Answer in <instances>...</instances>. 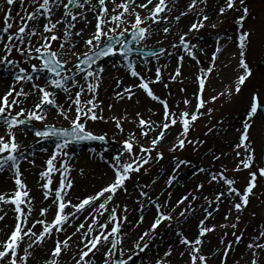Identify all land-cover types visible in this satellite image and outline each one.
<instances>
[{
    "label": "snow or ice",
    "instance_id": "1",
    "mask_svg": "<svg viewBox=\"0 0 264 264\" xmlns=\"http://www.w3.org/2000/svg\"><path fill=\"white\" fill-rule=\"evenodd\" d=\"M176 2L177 0H156L155 3L154 0H2L0 3V12L3 13V19L0 21V66L7 65L13 71L12 82L0 95V129L4 131V135H0V172H11L16 188L11 195L0 193V212H3L4 205L13 204L16 223L7 238L0 239V264H30V258L33 257L35 250L45 245L47 240L53 241V247L45 254L47 258L43 260V264H61L62 253L67 254L70 251L74 264H101V261L96 259L97 253H102V264H129L132 260L136 253L133 252V255L125 258V249L122 247L126 235L122 228L123 223L127 221V216L118 215L117 209L120 206L112 205L113 198L118 190L125 188V182L130 179L133 172H139L152 160L158 161L164 158V153L159 150L158 146L165 138L166 130L171 126L179 122L182 131L177 135L169 151L176 152L184 149L186 144L196 143L189 139V129L192 122L203 114L200 109L205 108L209 102L204 98L205 85L209 75L214 71L217 56L222 48L218 44L212 54L210 66L199 70L198 89L194 94L197 101L195 110L192 112L185 110L179 115L170 111L167 99L156 95L150 87V84L162 80L161 70L156 69L154 79L145 78L137 71L136 63L129 57L132 48L126 41L124 43L121 41L129 32L133 41L137 43L144 41L151 37L153 26L160 22L165 24L163 33L166 38L173 27L169 21L178 23L181 17L198 10L201 4L207 3V0H190L185 11L171 16L169 13L175 7ZM109 4L112 5L111 8ZM238 4L239 8H237V0H224L218 11L221 16L228 10L241 12L236 20V24L241 29L236 37L238 50L236 55L239 56L237 68L240 71L234 81V89L232 86H227L223 92L210 97L212 102L220 96L230 98L234 93L239 94L242 86L252 76V69L246 57L254 30L247 29L244 25L249 16L246 0H238ZM14 5H18L22 12L14 14ZM144 9L147 12L142 15L141 10ZM57 12L60 13L58 17ZM89 12L93 13V19L97 22L94 31L84 38V29H75L76 24L81 20L90 23L87 17ZM17 15H19V20L16 19ZM208 20L209 16L202 9L196 11V19L189 25L188 31L181 32L178 41L171 47L181 50L199 63L196 51H194L199 46L190 41L188 37L193 32L198 33L204 28ZM59 25H63V29H60ZM211 26L215 28L216 24ZM74 36L83 40L85 51H76L77 42L73 39ZM57 41H59L58 44H56ZM14 53L16 55H13ZM150 54L157 55L155 52H150ZM184 54L178 55L179 66L174 74H170L171 80H176L182 75L180 67L185 59ZM71 57H75V60L73 61ZM105 57L122 58L126 62L125 66L131 77L139 80L138 84L126 86L117 91L116 97L131 99L134 95L133 87L142 89L148 97L163 106V119L159 122L150 118L146 120L140 113H137L139 135L132 132L120 141H116L115 136L112 137L113 142L121 145L108 161L113 169L114 179L95 193L78 198V202L73 203L67 198L74 183L70 178L72 165L66 159L70 155L67 149L73 143L106 142L108 139L107 133L96 134L87 127L89 120L105 119L102 115H98L97 109L102 113L103 108L100 107L102 101L98 100L96 94L104 68L94 67L98 60ZM120 83L122 81L117 82V88ZM165 87L168 85L165 84ZM261 91L264 90L253 91L245 112L246 118L242 120V126L237 130L240 132L238 142L234 145L235 155L240 159L233 170L236 172L249 170L247 185L243 191L235 187L237 181L225 175L226 169L224 172L210 174L209 182H222L226 185V191L216 193L211 199L207 196L203 197L212 210L210 211L209 207L203 209L205 215L197 224L198 234L194 238L189 239L182 232L176 233L179 243L184 246V251L180 255L183 257L187 254L188 256L187 264H207V256L202 251L203 237L214 231L217 225H208L205 221L219 210L222 198L232 200L231 208L239 213L248 205L249 196L253 194L258 176L264 177V163L256 166V152L252 147L253 141L250 139L249 131L258 111L264 112ZM61 93L64 95L63 102L58 101V95ZM32 96L36 97V101L31 109L20 107ZM183 103L188 105L191 101L185 98ZM51 109H55L57 117L67 120L69 126L56 127L55 124H44L43 129H35L32 122H44ZM212 111L211 108L207 109L209 115ZM125 119H127L126 116L112 117L121 134L124 133L121 121ZM21 127L25 135H27V130L32 129L34 135L40 140L55 139L56 141L55 151L50 154L45 170L40 173L41 180L45 181L41 184V188L44 189V199L47 200L49 196L53 199L48 207L40 209V218L34 219L31 224H29V218L32 215L34 198L29 196L27 184L21 179L20 160L27 159L20 151L22 145L17 139V130ZM152 132L156 134L150 137ZM140 137L148 139V144L140 143ZM135 148H138V151ZM153 152L156 153L155 156L152 155ZM126 153L127 159H122ZM58 157H61L59 168L54 163L57 162ZM101 159H105L102 153ZM214 159H219V156H215ZM174 160L176 169L191 163L176 157ZM32 163L34 164L35 161ZM199 171L205 172L206 170L201 168ZM55 172L60 173V178L58 186L53 188L52 174ZM175 180L176 175L173 173L166 183L172 186ZM203 188V184H198L194 191ZM140 195L147 198L149 203L154 204L156 216L149 229L145 230L134 244V249L139 252L149 247V243L145 242V237L149 241L153 239L157 234V227L164 221H172L174 219L172 213L180 205H185V207L179 211L178 215L186 217L194 211L193 202L199 198L193 192L186 193L168 210L167 202L161 204L158 199L154 201L149 193L143 190ZM236 197L239 199H235ZM53 207L55 208L53 218L48 220L47 214ZM69 207L71 211H66ZM124 211H127L126 206ZM230 211L231 209L225 214V220H228ZM4 215L7 213L4 212ZM4 215H0V220L4 219ZM81 216L84 217L82 220H80ZM143 219L141 216L139 222L142 223ZM239 219L237 215L236 221L238 222ZM77 220H80L78 224L75 223ZM37 225L40 227L37 228ZM73 226L74 231L65 234L61 239L59 234L66 233V227ZM227 226V224L220 225V227ZM231 227L235 229L237 224L233 223ZM224 235L227 236V233ZM232 235L235 241L225 243L224 239H221V245H223L221 264H226L233 244H238L241 240V236L236 235L235 232ZM73 237L77 239L73 240ZM262 240H264V230L259 232L254 242L247 245L248 249L252 250L251 264H258V250L264 249V242H260ZM168 255H171V249L165 253V256ZM156 264H170V262L161 258L156 261Z\"/></svg>",
    "mask_w": 264,
    "mask_h": 264
},
{
    "label": "rangeland",
    "instance_id": "2",
    "mask_svg": "<svg viewBox=\"0 0 264 264\" xmlns=\"http://www.w3.org/2000/svg\"><path fill=\"white\" fill-rule=\"evenodd\" d=\"M179 2L180 5H182V9L185 10L190 0H180ZM0 3H2V0H0ZM223 3L224 0H207L206 4H201L204 6L202 10L205 14L209 16V20L205 22L204 28L200 29L198 33L193 32L192 34H190L188 39L198 45L200 42L207 40V38H212L215 44H212V47L208 51H205V49L202 48L194 50L198 55L199 63H197L196 60H192L181 50L173 49L171 47L173 43L178 41L179 34L181 32H187L189 25L196 19V18L191 19L188 22L187 21L188 15L181 17L180 21L178 22V24L181 23L180 27H177L176 21H169V23L172 24L173 26L172 27L173 31H171V33H169L166 38L163 33V27L165 26V24L164 22H160L158 24L160 26L159 31L153 30V33L150 38L141 41L136 45L140 49H162V51L164 50V52L161 53V55L157 56L151 61L148 59H143L140 56L130 57L135 63L143 62V61L151 62L153 67L150 70H148V72L149 74H151L152 72L153 73L151 74V76H149L150 78L146 75H143L147 79H154L157 68L161 70L162 80L160 82L150 84V87H152L156 95H159L162 99H167L168 104L170 106V111L177 113V115H179V113H181L184 110H188L189 112L195 110V105L197 101L194 94L197 92L198 89L197 76L200 74L199 73L200 69L210 66L211 56L215 51L216 47L218 46L216 43L219 44L221 39L225 40V44L222 46L221 51L229 45L227 54L229 53L232 65H234V60L237 61L239 60V56L236 55L238 51L236 37L238 35V32L241 31V29H239L238 25L236 24V20L241 15V12L236 10H228L221 16L218 10ZM214 5L216 6L215 8L212 9ZM246 5L249 8V16L245 20L244 25L245 28L254 30V33L251 37V45L249 47V51L246 57L247 62L250 68L252 69V76L246 81L245 85L242 86L241 92L239 94L234 93L230 98L226 96H220L215 102L210 101L211 96L217 95V93L223 92L225 90L223 83L222 82L216 83L215 80H217L220 74H222L221 79L223 78V80H229L228 77L230 76L229 72L228 74H224V71L221 73L223 69L221 68V66H219V62H218L219 60L217 56L215 62L216 66L214 68V71L209 75L205 85L204 98L209 102L206 104L205 108L200 109V112L203 114L200 115L196 121L192 122V125L188 133L189 139L193 140L196 143L186 144L184 149L177 150L176 152H171L169 150L163 151L162 149H159L163 151L164 158L158 161L152 160L150 161L149 164L144 165V167L141 168L139 172H133L131 174L130 179H128L125 182V188L121 189V191L118 194L119 199L116 200L115 205L120 206L117 209L119 216H121L122 206L124 205L123 203H126L124 197L132 191L133 192L137 191V200L135 202H131V204H128L131 207V209L129 208L130 209L128 212L129 215L136 214L140 210L139 202L145 203L152 210V216L146 214L143 217L144 218L143 222L140 223L138 221L134 229L130 233L126 234L124 237V243L122 247L125 249V258H127L128 255H133V252L136 253L133 255L132 260L129 261L131 264H136V263L141 264V262L142 264H156L155 261L156 259H152V253L150 248V242L152 239L149 241L148 238L145 237V242L149 243V247L143 252H139V250H135L134 244L138 240L139 236L145 230L149 229V227L153 223L154 217L156 216V208L154 204L149 203L147 198L140 195L141 190L148 192L152 200L155 201L158 199V201L161 204L167 202V199L170 197L169 195L173 190V187L168 186L166 183L168 178L165 181H162L163 182L162 184H159L160 182L157 183V181L160 179L162 173L165 170L169 168V176L175 173L176 180L181 178L186 179L189 176L190 178L189 185H191L193 188L192 189L187 188L185 183L183 184V188L185 189L183 190V193H187L189 191L187 189H190L191 192H193L195 195L199 197L196 201L193 202L194 211L198 210V208L200 209L207 205L206 204L207 202L203 199V197L207 196L209 198H212L216 193H219L221 191H226V185H223L222 182L221 183H216V182L210 183L209 181L198 182V178L200 176L198 173H203L199 171V169L201 168L205 169L206 172H208L206 178L210 177V174L224 172L226 169L227 171L225 172V175L228 176L229 178L236 179L237 183L235 187L243 191L247 185V182L249 180V175H248L249 170L244 169L239 172L233 170L238 160L240 159V157H237L235 155L236 150L232 151L230 153V156L231 158H235V159L237 158L236 159L237 161L235 162V165H230V163H228L229 157L226 156L227 157L226 158L220 156L219 152L217 150L215 151L214 149L216 145H220L221 148H228V149L230 147L234 148V145L238 142V138L240 135V132L237 130L241 128L242 126L241 122L243 119L246 118L245 112L250 102L253 91L264 90V70L260 69V66L264 58V0H246ZM111 7L112 5L109 4V8ZM239 7L240 6L237 0V8ZM13 8H14V14L22 12V10L18 5H14ZM29 11H31V8H29ZM213 15L215 16V20L210 22V18ZM2 19H3V13L0 12V21H2ZM16 19L19 20V15L16 16ZM149 23L151 22L149 21ZM212 24H216V27L213 28L211 26ZM128 27H130V25H128ZM229 37H231V39H229ZM58 43L59 41L56 42V44ZM55 46L56 45H54V47ZM235 47H236V52H234ZM180 54L185 55V59L182 63V66L180 67L182 75L180 77H177L176 80H171L169 78L170 74H174L175 69L179 66L178 55ZM13 55H16V53H14ZM71 59L74 61L75 57H71ZM119 60H122V58H120ZM119 60L116 59L111 63L115 66L119 63L122 64L123 62H125L123 60L122 61ZM202 60L206 65L204 67H201V65L203 64ZM24 67H28V65H24ZM222 67H226V66L222 65ZM191 69H193V71ZM195 70H197V73H195ZM12 71L13 70L10 69L9 66L7 65L0 66V75L4 72L12 73ZM145 71L147 70H141L142 73L147 74L148 72ZM188 75L192 77L191 78L193 82L192 87L185 86L184 81L185 78L188 77ZM118 81L119 80L115 76L114 77L112 76L110 79H106L104 82L101 81L102 82V83L100 82L101 84L99 83V88L97 89L96 94L98 100L102 101L100 107L103 108V112L101 113L99 109H97V112L98 115H102L105 119L97 120V121L89 120L87 122L88 129L93 131L94 133L96 134L107 133V137H108L107 141L109 142L110 146L100 145L99 148H96V146L93 147L91 146V148H95L98 150L94 158L98 159L99 162L101 159V153L103 154L104 157H109L110 159L111 155H114L116 151L121 147L120 143L119 145H117V142H113L112 140L113 136L116 137V141H120L127 137L125 135V132L123 134L119 133L118 129L115 126V121L112 120V117L118 115L122 117L124 116L127 117V119L121 121L125 131L128 128L136 127L138 125V121H137L138 118L136 114L140 113L144 117L145 112L143 111L145 110V106H148L147 104H151L155 102L145 93L146 94L145 100L147 103L137 106V108L133 107V110L128 111L127 109L130 105L127 104L129 103V101L127 103L124 102L126 99H128L127 97L123 98L124 100L120 99L119 104L111 105L107 96L112 91L110 86L117 85ZM37 82L40 83L42 81H37ZM165 84H167L168 87H165ZM228 86H232L234 89V82L232 85H228ZM176 97L179 98L180 103L178 102L179 105H172V101L175 100ZM185 98H188L191 101V103L185 105L183 103V100ZM261 100L264 101V91H261ZM35 101H36L35 96L29 97L25 103L20 105V107L31 109ZM121 103H122V108L121 107L118 108V105H120ZM157 104L160 107V109H163V106L159 102ZM109 105H111V107H109ZM208 108L213 109L210 115L207 112ZM232 118H238L239 122L233 129H229L226 125ZM32 124L34 125L35 129H43L44 124H55L56 127L69 126V122L67 120H64L62 117L55 119L52 116H48L44 122L33 121ZM263 125H264L263 117L261 113L258 111V114L253 118V126L249 130L250 139L253 141L252 147L255 148V152H256V158H257L256 166H259L261 164ZM129 132L130 130H128V133ZM24 133L25 131L23 130L22 127L17 130V139L20 143L21 141L26 140V136H24ZM27 135L28 136L31 135L33 138H37L34 148L37 149L45 146H52L55 149L56 141L54 139L40 140V138L34 135V131L32 129L27 130ZM201 141L202 143H200ZM73 146L83 148L82 146H78V145H71L69 148ZM91 148L89 147L87 150H91ZM135 150L138 151V148H135ZM25 152L26 151H24V153L22 152L24 156H26ZM152 155L155 156L156 153L153 152ZM215 156H219V159H214ZM174 157L183 160H188L191 163L185 166H181L179 169H176ZM124 158H127V153L125 154ZM60 159L61 157H58L57 162H54L56 163V166L58 168L60 167V163H59ZM66 159L68 161L70 160L68 157ZM69 163L71 162L69 161ZM104 163L105 162H102L101 165L104 166L105 165ZM191 167H193L194 170H192ZM71 171L72 172L76 171V168L75 169L72 168ZM79 171L84 172L85 169L81 168L79 169ZM52 176H53L52 187L55 188L58 186L60 173L55 172L52 174ZM198 184H203L204 188L199 191H194L196 185ZM52 199L53 197L49 196L48 199L45 200L43 196L42 202L40 204L35 203L33 201L34 207L32 210V215L29 218V224H31L34 219L40 218L39 215L40 209L43 207H48V205L51 204ZM223 199L224 198H222V201ZM235 199L238 200L239 198L236 197ZM12 206L15 207L13 204ZM182 206L185 207V205ZM22 207H24V205H22ZM53 212L54 211H52V214ZM193 212L189 213L186 217H180L178 215L179 218L176 219L174 223H180L181 221L184 223L186 221V218L188 216H191ZM237 215H239L240 217L238 222L236 221ZM213 218L215 219L214 221H216V217ZM172 221L162 222L161 225H159L156 229V233H157L156 235L162 236L164 233L169 231L172 226L171 224ZM207 221L211 222V219L208 218ZM14 223H16V219H14ZM233 223L237 224V227L235 229L231 227ZM224 224H227L228 226L219 227L217 234L215 232L217 236L216 241H217L219 253L215 258L207 259V264H221V257L223 256V251H222L223 245H221L222 238L224 239L225 243H227L228 241H235V237L232 235L233 232H235L236 235L242 237L243 234L249 228L254 227L256 236H258L259 232L264 230V177L258 176L256 186L253 189V194L249 196V203L243 209V211L239 213L236 212L232 217L224 221L223 225ZM39 227L40 226L37 225V228ZM72 231H74V227H66V233H60L59 234L60 238L63 239L65 234L71 233ZM225 233H227V236L224 235ZM260 242H264V240ZM236 245L237 244L234 243L232 250L229 251L226 259V264H232V260L235 252L234 249L236 248ZM52 247H53V241L50 245V248ZM128 250H133V251L129 252ZM258 251H259L258 264H264V249ZM251 259L252 258L248 259L247 262L245 261V264H251ZM69 262H72L70 256L61 257V264H67Z\"/></svg>",
    "mask_w": 264,
    "mask_h": 264
},
{
    "label": "bare ground",
    "instance_id": "3",
    "mask_svg": "<svg viewBox=\"0 0 264 264\" xmlns=\"http://www.w3.org/2000/svg\"><path fill=\"white\" fill-rule=\"evenodd\" d=\"M155 1L156 0H154V2ZM179 1L176 2L175 7L172 9L169 15L176 16V15H179L182 11L186 10V9L185 10L182 9V5H180ZM215 6L216 5H214L212 9L215 8ZM149 7H151V5ZM203 7H204L203 5H200L199 9H203ZM198 10H194L193 13H190V15H188V18H187L188 22L189 20L196 18V11ZM141 12L142 14H146L147 10L144 9V10H141ZM59 15L60 13L57 12V17ZM214 15L211 16L210 21L215 20ZM87 17L90 23L81 20L79 23L76 24V29H75V30L84 29V33H83L84 38H87V36L91 32H93L94 26L97 22L95 19H93V13L89 12L87 14ZM180 26H181V23L180 24L177 23V27H180ZM58 27L60 29H63L64 26L59 25ZM159 28H160L159 25L153 26L154 31H159ZM73 39L77 42L76 51L82 52L86 50L83 45V40L80 37L74 36ZM212 44H215L212 38H207V40H205L204 43H199V46L202 49H205V51H208L212 47ZM220 44L221 46H223L225 44V41L220 42ZM228 49H229V45L226 48H224L221 53H219L218 62H219V66H221V68L223 69L221 73L224 71V74H228L229 72L230 74V76L228 77L229 80H223V78L221 79L222 74H220L217 80H215L216 83L222 82L224 88H226V86L228 85L233 84L238 74V71H240L237 68V65H238L237 60H234V65H232L229 53L227 54ZM234 52H236V47L234 48ZM222 65H225L226 67H222ZM98 67L104 68V72L101 74L100 82L101 81L104 82L106 79H110L112 76L113 77L115 76L119 81H122V83H120L119 85V88H117V85L110 86L112 91L108 94L107 98L111 105H115V104L117 105L120 103V98L116 97L115 95L117 91L123 89L126 86L136 85L139 83L138 78L131 77L130 72L127 69V67L122 65L121 63L115 66L111 63L108 66H98ZM136 67H137V71L142 73L141 70H147L145 72H148V70H150L153 67V65L150 62H147L145 63V66H144L143 62H137ZM191 70L193 71V69ZM195 73H197V70H195ZM151 74H149V72L147 74L142 73V75H146L148 77L151 76ZM191 78L192 77L190 75H188V77L185 78V81H184L185 86L187 87L193 86V82ZM11 82H12V73L4 72L0 76V95H2L7 90ZM132 91L134 95H132L131 99H126L127 101L126 100L124 101L126 103L129 101V103H127V104H130L129 107L127 108L128 111L133 110V107L137 108V106L147 103L145 100L146 94L142 89L133 87ZM58 101L59 102L64 101V95L62 93L58 95ZM178 102L180 103L179 98L176 97V99L172 101V105H179ZM157 103L158 102L155 101L154 103L147 104L148 106H145V110L143 112H145L144 118L146 120L150 118L153 121L159 122L163 119V109H160ZM119 107L122 108V103L118 105V108ZM149 109H152V111H149ZM55 112H56L55 109H51L50 114L48 116H52L53 118L58 119L59 117H57ZM238 122H239L238 118H232L227 123L226 126L229 129H233L238 124ZM128 130H130L129 133H128ZM139 131L140 129L138 128V126H136V127L128 128L124 132H125V135L128 136L132 132H136L139 135ZM181 131H182V126L179 122L176 125L171 126L168 130H166L165 138L163 139L161 144L158 146V148L162 149L163 151H168L172 143L175 141L177 135ZM1 134L4 135V131L2 129H0V135ZM155 134L156 133L154 132L150 133V137ZM24 136H26V140L21 141L22 147L20 150L23 153L24 151H26L25 153H26L27 159L20 160V167H21V172H22L21 179L27 184L29 196L34 198L33 201L35 203L40 204L42 202L43 192H44V189L41 188V184L45 182L41 180L40 173L45 170L46 161L49 158L50 154L55 151V149L52 146H45V147L36 149L34 148V145L37 141V138H33L31 135L29 136L25 135V133H24ZM140 143L148 144V139L144 137H140ZM117 145H119V143H117ZM214 149L215 151L217 150L219 152L220 156L229 157L228 163H230V165H235L237 158L236 159L231 158L230 156V153L235 150L233 147H230L228 149V148H221L220 145H216ZM68 151L70 153L68 157L70 159L69 161L71 162L70 164L72 165V168L74 169L76 168V171L74 172L71 171L70 178L73 179L74 183H73V188L69 190V194L67 197L68 199H71L73 203L78 202V198H83L87 195L95 193L97 190L107 185L114 179L113 169L110 167L108 163V161L111 160V157L113 155H111L110 159L109 157H105V159H100V162H99L98 159L94 158L96 152H98V150L95 148H91V150H87V149H83L80 147H71L68 149ZM122 159H127V158L123 157ZM32 161H35V163L33 164ZM102 162H105L104 166L101 165ZM81 168L85 169V171L82 172L83 174H81L80 172L83 170L79 171V169ZM191 169L194 170L193 167H191ZM198 174L200 175L198 178V182H202V181L205 182V181L210 180V177L206 178L207 177L206 175H208V172L205 171L203 173H198ZM167 178H169V168L162 173V176L157 181V183L160 182L159 184H162L163 183L162 181H165ZM189 182H190L189 176L186 179L181 178L173 182V185H172L173 190L171 191L169 195L170 197L167 199V203L169 205L168 210L171 209L172 205H175L176 201L180 197H182V195L186 194V193H183V190H185L183 188V184L186 183L185 185L187 186V188H191V189L193 188L191 185H189L190 184ZM15 188H16V185H15V181H14V178L11 172L9 171L0 172V193H7L11 195L13 191L15 190ZM187 190H189L187 193L191 192L190 189H187ZM120 191L121 189L118 190L116 195L114 196L112 205H115L116 200L119 199L118 194ZM124 200L126 203H123L124 205L122 206L121 216L126 215L127 221L123 223L122 231L125 234H128L134 229L135 225L140 220V216L144 217L146 214H149L152 216V210L145 203L139 202L140 210L136 214L129 215L128 212L131 209V207L128 204H131V202H135L137 200V191H134V192L132 191L128 193L124 197ZM231 204H232V200L223 199V201L219 205V210L215 211L212 217H209V219H211V222H208L207 220L205 221V223L208 225H212V224L217 225L214 231L207 233L203 237L204 243L202 246V251L203 253L206 254L207 259L215 258L219 253L217 241H216L217 240L216 234L219 230L220 225H223L224 221H226L225 214L229 213L230 209L231 211H230L228 218L232 217L236 213V210L234 208H231ZM112 205H110V207ZM125 206L127 209L126 212L124 211ZM183 207L184 206L180 205V207L177 208L176 211L172 213L174 219L171 224L174 227L171 226L170 230L164 233L162 236L156 235L154 239L151 240L150 248H151V253H152V259H156L155 261L161 258H164L167 261H169L170 264H187L188 256L187 254H185V256L183 257L180 255V253L184 251V246L179 243L178 241L179 237H177L176 233L182 232V234L187 236L189 239L194 238L198 234L197 224L199 220L202 219L205 215L203 209L209 206L207 204L205 207H202L200 209L198 208V210H195L191 214V216H188L186 218V221L184 223L182 221L180 223H174V221L179 218L178 213ZM13 209L14 207L12 206V204L9 203V204L4 205L3 212H0V215H4V212L7 213V215H4V219L0 220V230H2L0 231V239H6L15 226L14 219H15L16 213L13 211ZM209 210L211 211L212 208L209 207ZM52 211H55V208L54 210L53 209L50 210L49 213L47 214L48 220H51L53 218ZM66 211H71V208L69 207L68 209H66ZM213 217H216V221H214L215 219ZM83 218L84 217L81 216L80 220H82ZM80 220L75 221V223L78 224ZM255 237H256V232H255L254 227L249 228L243 234L240 242L236 245V248L234 249L235 252H234L232 264H245V261L247 262L248 259L252 258V250H249L247 245L251 242H254ZM76 239L77 237H73V240H76ZM51 243H52V240H47L45 245L36 249L33 257L30 258V264H43V260L47 258L45 254L50 249ZM73 248H75V245H73ZM169 249H171V255L165 256V253L168 252ZM62 256L72 257V252L70 251L67 254L62 253ZM96 259L98 261H101V264H102V253H97ZM67 264H74V262L72 261ZM129 264L131 263L129 262Z\"/></svg>",
    "mask_w": 264,
    "mask_h": 264
},
{
    "label": "water",
    "instance_id": "4",
    "mask_svg": "<svg viewBox=\"0 0 264 264\" xmlns=\"http://www.w3.org/2000/svg\"><path fill=\"white\" fill-rule=\"evenodd\" d=\"M261 68L264 70V61H263V64L261 65Z\"/></svg>",
    "mask_w": 264,
    "mask_h": 264
}]
</instances>
